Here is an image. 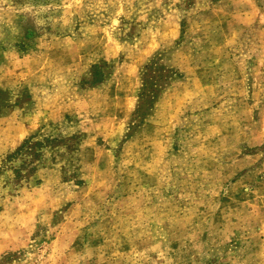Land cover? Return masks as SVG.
<instances>
[{
    "label": "rangeland",
    "instance_id": "374dc122",
    "mask_svg": "<svg viewBox=\"0 0 264 264\" xmlns=\"http://www.w3.org/2000/svg\"><path fill=\"white\" fill-rule=\"evenodd\" d=\"M0 264H264V0H0Z\"/></svg>",
    "mask_w": 264,
    "mask_h": 264
},
{
    "label": "trees",
    "instance_id": "16d2710c",
    "mask_svg": "<svg viewBox=\"0 0 264 264\" xmlns=\"http://www.w3.org/2000/svg\"><path fill=\"white\" fill-rule=\"evenodd\" d=\"M155 90H156V86L155 85H152V84H150L149 86L145 85L144 91L141 94V101L142 102H141L140 109H139V112H138L140 116H141L142 107L144 106V104L147 103V100H151L150 97L154 96Z\"/></svg>",
    "mask_w": 264,
    "mask_h": 264
}]
</instances>
